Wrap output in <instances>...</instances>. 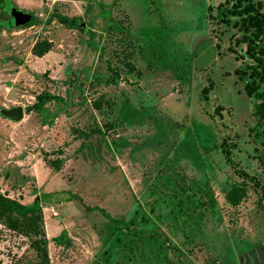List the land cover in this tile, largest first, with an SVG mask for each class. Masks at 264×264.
<instances>
[{
    "label": "rangeland",
    "instance_id": "rangeland-1",
    "mask_svg": "<svg viewBox=\"0 0 264 264\" xmlns=\"http://www.w3.org/2000/svg\"><path fill=\"white\" fill-rule=\"evenodd\" d=\"M10 1L36 22L0 8V192L41 209L47 259L0 224V264H264L259 194L220 146L264 182L223 0Z\"/></svg>",
    "mask_w": 264,
    "mask_h": 264
},
{
    "label": "trees",
    "instance_id": "trees-1",
    "mask_svg": "<svg viewBox=\"0 0 264 264\" xmlns=\"http://www.w3.org/2000/svg\"><path fill=\"white\" fill-rule=\"evenodd\" d=\"M218 6L220 12L216 21L231 25L236 29L235 34L231 36V44L227 50L234 53L235 58L248 60L246 66L240 70V77H247L244 91L255 99L253 113L257 118L259 133L264 135V0H223ZM0 8L13 15V22L18 18V14L23 16L21 22L23 24L32 25L36 22L33 14H22L19 10H15L10 0H0ZM57 19L61 24L70 28L77 25V20L73 17L59 14ZM101 53L103 54L104 51L101 50ZM212 85L213 82L209 81L208 85L202 88L204 96L207 95ZM54 98L52 94L40 93L34 107L41 109L46 102ZM220 146L226 162L234 171L241 177L252 181L254 189L259 194V205L264 210V182H260L239 168L237 162L231 157L230 145L226 139H222ZM244 194L243 186H233L226 192L225 197L229 203L237 204ZM100 211L111 222L122 224L125 228L134 224L138 219V212H135L129 220L124 221L114 218L103 208H100ZM0 224L28 237L40 259L43 261L47 259L43 217L39 207L21 203L0 192ZM118 229L121 233L122 229ZM116 239H119V236H116Z\"/></svg>",
    "mask_w": 264,
    "mask_h": 264
},
{
    "label": "water",
    "instance_id": "water-1",
    "mask_svg": "<svg viewBox=\"0 0 264 264\" xmlns=\"http://www.w3.org/2000/svg\"><path fill=\"white\" fill-rule=\"evenodd\" d=\"M18 18L15 20L16 22L18 23H21L22 22V15L20 16V14H18L17 16ZM6 114L7 116H9L10 118L18 121V120H21L22 117H23V109L22 107L18 106L16 108H14L13 110H9V111H6Z\"/></svg>",
    "mask_w": 264,
    "mask_h": 264
}]
</instances>
